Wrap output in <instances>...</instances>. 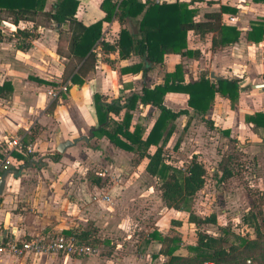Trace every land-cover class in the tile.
I'll return each mask as SVG.
<instances>
[{
    "label": "crops",
    "instance_id": "crops-1",
    "mask_svg": "<svg viewBox=\"0 0 264 264\" xmlns=\"http://www.w3.org/2000/svg\"><path fill=\"white\" fill-rule=\"evenodd\" d=\"M76 1L78 7L75 18L81 24L88 26L103 19L104 12L100 9L102 0ZM175 1L188 4V8L194 11L195 22L204 21V15L207 13L225 10L221 12V24L238 30V41L230 45L213 47L212 40L216 38L217 33L188 32L186 48L192 55L166 54L163 62L152 66L143 77L141 72H121V69L141 64L140 57L131 55L126 59H120L117 51L105 52L96 45L93 48L96 57L93 67L80 77V83L73 84L70 81V73L75 62L68 58L70 31L67 24L34 27L33 32L37 35L32 37L29 33L30 37L22 41L24 44L22 50L19 47L20 38L16 47L12 48L11 36L6 34L0 37V86L4 82H9L12 87L9 95L0 97V149L5 140L19 137L22 143L32 150L27 154L13 153L15 157L21 155L29 162L25 163L16 157L18 162H14L15 167L11 166L4 172L7 174L0 194V231L14 230L20 239L47 233L65 234L66 231L87 229L88 219L94 221L95 227L104 229L102 221L108 217V213L92 207L91 203L100 202L108 205L112 202L111 198L109 202L93 200V196L95 194L109 196L103 183L109 181L111 184H118L117 173H120L118 172L120 170L115 166L107 168L104 171L108 178H100L99 182L98 179L91 181L80 175L72 176L75 163L68 160L81 151L87 153L86 146L90 143L94 144L93 146H100V149L102 144L106 148L113 147L105 137L102 139L89 137L90 130L96 128L98 124L93 94H99L105 102H110L126 94L129 96L132 93H140L142 87L152 88L161 84L165 74L173 72L177 65L182 67V84L193 83L200 78L214 83L216 79L211 78V73L219 79L239 80V97L231 108L229 100L216 93L208 111L200 116L187 106L186 94L169 92L163 98L166 107L172 111L187 109L189 118L198 116L218 123L221 121L227 125L235 123H233L235 115V121L240 119L249 133L264 144V131L252 130L244 122L245 114L264 112V40L255 44L246 38L251 25L263 21L264 3L254 0H161L166 3ZM55 2L56 0H46L44 10H51ZM116 13L119 15L118 11ZM141 15L135 19L123 18L121 21L118 16H113L111 21L102 22L100 39L113 44L121 28L128 30L133 37L138 36L137 21ZM229 18L233 20L230 21ZM69 61L73 64L67 73ZM68 82L67 90L58 92L56 98L47 95L48 91L56 90L58 86ZM248 86L250 91L245 89ZM177 95L185 96L184 106L174 109L172 100H176ZM248 97L250 103L246 101ZM53 101L54 107L51 105ZM137 105L145 106L146 109L151 107L139 103ZM251 105L258 108L250 109ZM134 123L132 120V124ZM215 130L221 131L220 133L227 138L232 137L230 127ZM222 131H228V135H224ZM146 132L145 129L144 134ZM82 136L88 137V141L79 140L62 154L56 151L58 143L72 141ZM113 148L112 150L116 151L117 148ZM119 151L124 153L122 150ZM48 153L52 154L51 156L58 154L59 160L54 162L50 158H44ZM38 157L41 163L37 162ZM143 160L146 163V159ZM35 166L39 168L37 179L30 187L20 186V171ZM19 194L22 196L19 197ZM21 199L23 205L19 202ZM87 201L91 202L90 205L86 203ZM101 231L103 230L99 232ZM0 256L15 259L23 264L35 256L54 255Z\"/></svg>",
    "mask_w": 264,
    "mask_h": 264
},
{
    "label": "trees",
    "instance_id": "trees-1",
    "mask_svg": "<svg viewBox=\"0 0 264 264\" xmlns=\"http://www.w3.org/2000/svg\"><path fill=\"white\" fill-rule=\"evenodd\" d=\"M254 1L264 3V0ZM45 4L46 0H0V21L13 24L26 23L32 28L67 24L70 31L68 58L75 62L70 73V81L73 84L80 83V77L93 67L96 59L93 48L96 45L105 52L117 51L120 59H126L131 55L140 57L141 64L121 69V72H141L143 77L152 66L161 64L166 54L191 56L192 52L186 48L188 32L217 33L216 38L212 40L213 47L234 44L239 38L238 30L221 24V12L225 10L207 13L204 15V21L195 22L193 21L194 11L188 8L187 3L179 1L153 3L150 0L144 2L102 0L100 9L104 12L103 19L88 26H84L75 18L78 1L56 0L49 11L44 10ZM139 15L141 18L137 21L138 36L133 37L128 30L121 28L113 44L100 39L102 22L111 21L113 16H118L121 21L123 18L135 19ZM29 37V32L19 31L21 50L24 49L22 41ZM246 38L255 44L264 40V19L262 22L251 25ZM182 81V67L177 65L173 72L165 74L161 84L152 88L142 87L140 93L130 94L122 100L123 102L117 99L105 102L101 95L93 94L98 124L93 129L92 135L105 137L113 147L134 154L138 161L146 159L144 170L157 180L160 199L167 208L174 212L186 213L187 221L195 225L212 224L215 222L214 216L200 219L190 212L192 198L205 184L206 169L202 162L194 154L187 164L177 166L164 156L162 144L171 137L174 121L180 116H189V112L187 109L172 111L164 105L163 98L169 92L184 93L187 95V106L196 114L203 116L212 104L216 93L228 99L232 108L239 97V80L218 79L214 83H209L207 79L200 78L186 84H182ZM11 91L10 83L4 82L0 86V97L9 95ZM138 103L151 105L157 110V115L146 134L141 125H131L132 111ZM51 105L54 107L55 101ZM203 120L212 126L210 120ZM244 122L252 130L264 131V112L247 113L244 116ZM222 133L228 135V131H222ZM151 147L154 149L152 152L149 151ZM16 157L19 160L25 159L21 155ZM50 159L57 162L59 155L55 154ZM24 161L29 162L27 159ZM231 176L232 172L224 165L221 169V177L226 179ZM262 216L261 211L256 214L249 212L243 219L245 228L253 227L255 239L239 238V243L230 244L228 247L223 246L227 242L224 237L226 233L215 237L197 230L195 243L188 247V250L193 253L192 256L176 252L178 249L176 244L179 241L176 238L161 237L157 232L150 233L148 238L156 243L166 244L161 254L168 259L162 264L188 261L196 264H203V262L232 264L233 261L245 264L264 250V241L261 240V233H264L261 231H264ZM71 234L80 241L91 243L89 238L92 230L89 228L65 232V235Z\"/></svg>",
    "mask_w": 264,
    "mask_h": 264
},
{
    "label": "rangeland",
    "instance_id": "rangeland-1",
    "mask_svg": "<svg viewBox=\"0 0 264 264\" xmlns=\"http://www.w3.org/2000/svg\"><path fill=\"white\" fill-rule=\"evenodd\" d=\"M30 34L32 37L37 35L36 32ZM72 64L68 62L67 73ZM245 89L250 91L249 86ZM126 96L118 100L122 101ZM177 96L176 100H172L174 109L184 106L185 96ZM249 99L246 101L249 102ZM257 108L251 105L250 109ZM135 109L132 112L133 122L143 124V130H148L155 119L156 110L152 106L146 109L139 105ZM240 109L243 110L242 107ZM192 118L180 116L174 121L172 135L162 147L167 160L177 166L187 164L194 154L202 162L206 169L205 184L192 198L190 212L200 219L214 216V223L195 225L187 221L186 213L167 208L160 199L157 180L144 170L145 160L138 161L134 154L123 153L116 148L113 151V147L106 148L104 144L100 149V146L90 143L86 146L87 153L81 151L77 156L69 157L68 160L75 163L72 176L80 175L91 181L98 179L99 182L100 178L107 177L105 169L115 166L120 170L117 173L118 184L103 181L111 203L86 202L108 213V217L102 221L104 229L95 227L91 219L87 222V228L92 230L89 241L98 246V254L91 258H73L62 254L35 256L23 264H162L168 259L161 254L166 244L149 239L148 235L152 232H157L161 237L178 239L176 252L185 256L193 255L188 247L195 243L197 230L215 237L226 233L224 247L239 243V238L255 239L253 227L245 228L243 219L249 212L256 214L261 211L264 220V144L249 133L240 119L235 121V115L232 125L211 121L212 126H209L203 117ZM214 123L219 125L214 126ZM222 127H230L232 137L227 138L221 131L215 130ZM153 150L151 147L149 151ZM51 155L48 153L44 158H50ZM37 162L41 163L39 157ZM224 165L232 172L230 178L221 177ZM38 169V166L23 168L19 173V185L30 187L37 179ZM19 202L23 205L22 199ZM261 236L264 241V233ZM0 264L21 262L0 256ZM175 264L196 263L188 261ZM232 264L239 263L233 261ZM245 264H264V250Z\"/></svg>",
    "mask_w": 264,
    "mask_h": 264
},
{
    "label": "built area",
    "instance_id": "built-area-1",
    "mask_svg": "<svg viewBox=\"0 0 264 264\" xmlns=\"http://www.w3.org/2000/svg\"><path fill=\"white\" fill-rule=\"evenodd\" d=\"M155 3L161 0H152ZM230 21L233 18H229ZM19 31L33 32L30 24L19 23L13 24L8 21H0V35L12 37V48L16 47L19 41ZM68 83L61 84L56 90L47 92L48 96L56 98L58 92H65ZM31 153L29 146H25L19 137H13L5 140L0 149V178L2 174L11 166L15 167L16 157L13 153ZM113 179V177H112ZM116 179V178H115ZM110 201V197L102 194H95L93 200ZM98 246L80 241L75 235L65 234H40L28 239H20L15 231H0V255L14 257H25L29 255H58L62 254L69 257H87L98 254ZM203 264H214L213 262H203Z\"/></svg>",
    "mask_w": 264,
    "mask_h": 264
},
{
    "label": "water",
    "instance_id": "water-1",
    "mask_svg": "<svg viewBox=\"0 0 264 264\" xmlns=\"http://www.w3.org/2000/svg\"><path fill=\"white\" fill-rule=\"evenodd\" d=\"M211 78H213V79H219V77H217V76H215L213 73H211ZM94 129V128H93ZM93 129H91L90 130V132H89V137H91V136H93L92 135V131H93ZM88 137H86V136H82V137H80V138H77V139H73L72 141H69V140H67V141H64V142H60V143H58L57 144V146H56V151L59 153V154H62V153H64V151L68 148V147H71V146H73L74 144H76V142L77 141H79V140H84L85 142H87L88 141ZM6 174L7 173H4V174H2V176H1V178H0V194L2 193V189H3V186H4V180H5V176H6Z\"/></svg>",
    "mask_w": 264,
    "mask_h": 264
}]
</instances>
